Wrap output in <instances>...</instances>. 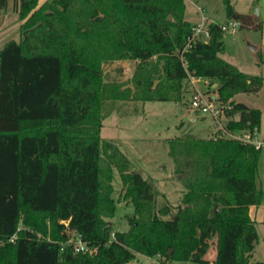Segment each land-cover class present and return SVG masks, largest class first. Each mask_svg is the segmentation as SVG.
<instances>
[{
	"label": "trees",
	"instance_id": "16d2710c",
	"mask_svg": "<svg viewBox=\"0 0 264 264\" xmlns=\"http://www.w3.org/2000/svg\"><path fill=\"white\" fill-rule=\"evenodd\" d=\"M9 1L0 0V13ZM223 1L228 19L250 25V15ZM12 2L22 22L19 38L0 48V264H136L135 253L209 264L199 257L203 224L217 237L212 264H264L250 260L257 232L249 206L264 199L253 143L222 134L166 139L186 203L170 213L167 205L156 209L153 185L99 134L105 101H180L187 72L209 79L215 99L230 105L226 131L258 130L260 110L233 96L257 92L263 77L220 57L218 25L184 51L183 66L174 51L191 34L184 0ZM154 55L159 62H146ZM125 58L146 62L134 89L103 80V61ZM114 171L133 206L127 227L116 231L105 220L116 210ZM64 228L94 253L61 251Z\"/></svg>",
	"mask_w": 264,
	"mask_h": 264
},
{
	"label": "rangeland",
	"instance_id": "374dc122",
	"mask_svg": "<svg viewBox=\"0 0 264 264\" xmlns=\"http://www.w3.org/2000/svg\"><path fill=\"white\" fill-rule=\"evenodd\" d=\"M46 0H38L36 7ZM233 9L241 14L251 16L250 25L240 24L231 32L224 31L222 40L224 49L219 53L220 57L235 65L240 71L249 74H260L263 77L261 88L257 92H239L234 96L236 101L260 110V125L256 131L255 139L264 141V60L259 62L261 48L260 41L264 34L260 25H264V0H229ZM184 19L191 23L199 17L200 11L215 22L228 20L223 0H184ZM253 7L258 14H251ZM18 19L12 0L8 2L6 9L0 13V48L10 39L19 38ZM259 24V27L256 26ZM251 46H258L252 49ZM176 50V49H175ZM146 62H159L157 55L147 59ZM140 59H109L101 64L104 81L123 82V87L134 89V73L137 67L144 65ZM203 79L191 83L190 79L184 83L182 98L180 101L148 100L142 101L129 97L127 99H112L104 102L101 113L104 118L100 127V136L115 142L120 150L128 157L131 169L139 172L147 179L156 190V209L167 205L170 213L176 211L178 205H185L183 194L185 188L181 176L174 171L173 161L168 154L166 139L190 134L196 137H210L225 135L231 137L219 128L224 126L230 117L220 113L219 123L216 127L212 123L211 116L206 112L195 111L189 106V101L196 88L210 93L211 82ZM198 117L191 119V115ZM237 115L234 116L236 118ZM240 131H233V135ZM258 176L264 188V144L260 148L258 160ZM124 187L120 178L114 171L113 199L116 202L115 214L111 218H105L112 230H122L127 227V218L133 213V206L129 199L123 197ZM159 213V212H158ZM163 218L167 214L162 215ZM23 225H21L22 227ZM257 239L250 254L251 261H264V221L255 222ZM113 235V233H111ZM201 244L199 245L200 258L212 264L216 253L217 237L212 228L205 224L197 230ZM49 235H46L47 239ZM66 240V239H65ZM64 240V241H65ZM94 251L95 248L93 247ZM94 251L92 253H94ZM171 250L169 251V253ZM91 253V254H92ZM202 253V254H201ZM133 262L136 264H197L193 260L171 261L164 256L156 254L146 256L135 253Z\"/></svg>",
	"mask_w": 264,
	"mask_h": 264
},
{
	"label": "built area",
	"instance_id": "2783aa9c",
	"mask_svg": "<svg viewBox=\"0 0 264 264\" xmlns=\"http://www.w3.org/2000/svg\"><path fill=\"white\" fill-rule=\"evenodd\" d=\"M211 23H216L222 32H233L240 25L239 21L236 19H228L222 23L215 22L200 11L198 19L191 23V34L187 37L185 44L181 48H176L174 51L179 56L183 66H186V61L183 57L184 51L196 41L206 42L209 39V26ZM187 75L193 85H195L196 82H200L202 80V77L194 76L189 72H187ZM210 95L211 93H205L196 88V92L192 94L189 101V106L195 111L208 113L212 118L213 125L216 127V123H219V114H226V111L230 108V105L228 103H223L217 101L216 99H212ZM218 127L222 128L223 132L231 134L232 138L239 139L243 142L253 143L256 148L260 149L264 144V141L255 139V134L257 131L256 128H254V131L252 132L248 129H240L238 130L240 131L239 134L233 135V132L226 131L221 123H219ZM62 223H64V226H67V222L65 220H62ZM64 232L66 234V240L61 243V251L64 250L65 246L70 247L73 253L91 254L94 251L93 247H90L86 241L81 238V235L77 231L64 228ZM14 237L15 234L11 236L10 240H13Z\"/></svg>",
	"mask_w": 264,
	"mask_h": 264
},
{
	"label": "crops",
	"instance_id": "0c3cea01",
	"mask_svg": "<svg viewBox=\"0 0 264 264\" xmlns=\"http://www.w3.org/2000/svg\"><path fill=\"white\" fill-rule=\"evenodd\" d=\"M260 30L262 31V34H264V25L261 24L260 25ZM258 48V46L256 47V49ZM260 48H261V53H262V57L264 58V37L263 39L260 41ZM261 62V60L259 61ZM260 75V74H259ZM215 84L212 85V87H214ZM211 94H214L216 97V93L215 92H210ZM236 95V94H235ZM234 95V96H235ZM233 96V99H234ZM235 100V99H234ZM236 101V100H235ZM244 103V102H243ZM246 104V103H245ZM249 106V105H248ZM193 116V119H196L198 116L195 114H192L191 117ZM262 185V183H261ZM249 215L250 217L254 220V222H256L257 220L260 221H264V199L261 202V204L259 205H251L249 206Z\"/></svg>",
	"mask_w": 264,
	"mask_h": 264
},
{
	"label": "water",
	"instance_id": "95a60500",
	"mask_svg": "<svg viewBox=\"0 0 264 264\" xmlns=\"http://www.w3.org/2000/svg\"><path fill=\"white\" fill-rule=\"evenodd\" d=\"M251 14H258V11H257V8L256 7H253L252 10H251ZM252 49H256V46H251ZM210 97L212 99H215V95L214 94H211ZM191 119H193V116L190 117ZM185 205H182V207H184ZM215 211H217V207H215Z\"/></svg>",
	"mask_w": 264,
	"mask_h": 264
}]
</instances>
